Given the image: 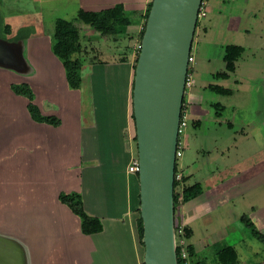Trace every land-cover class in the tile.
Returning <instances> with one entry per match:
<instances>
[{
    "label": "crops",
    "instance_id": "1",
    "mask_svg": "<svg viewBox=\"0 0 264 264\" xmlns=\"http://www.w3.org/2000/svg\"><path fill=\"white\" fill-rule=\"evenodd\" d=\"M150 1L79 0L76 12H98L122 5L123 15L129 22L116 27L114 34L104 36L88 24L79 22L75 25L80 31V40L90 36L101 38V41L110 40L107 46L119 56L118 62L91 63L94 81L99 82V93H104L93 125L94 152L92 156L89 153L90 139L78 144L79 150L84 151L79 155L81 159L77 167L80 171L74 177V163L64 159L61 153L57 156L58 150L72 151L74 147L68 129L34 120L29 112L31 101L28 99L25 107L30 119H26V129L23 126L18 129L17 147L23 157L21 168L24 166L25 172H21L18 178L20 186L17 181H12L9 183L14 184L12 190L9 188L0 193V264H70L72 261L76 264L83 261L89 264H143L144 246L137 231L139 181L138 175L129 173L127 168L135 157L131 97L135 65L131 59ZM204 1L207 6L209 0ZM217 1H221L217 2L218 5L225 2ZM123 58L125 62L121 61ZM184 99L188 115L195 116L194 126L200 127L205 112L200 107L201 99L191 91ZM51 103L45 110L39 109L44 113H40L42 116L52 117V107L55 106ZM244 112L243 117L252 128L250 131L240 130L243 138L260 139L258 135L264 131V107L260 112ZM258 120L262 126H258ZM231 124L229 122L227 127L234 134L237 128ZM241 148L245 151L239 159H245L250 150L258 151V154L262 152L264 143L243 144ZM32 154L31 176L27 175L31 171L30 164L26 169L24 164ZM259 155L257 163L251 169L248 167L247 176L229 183L228 195L217 184H207L204 188L196 181L201 186L199 196L177 205L174 223L176 218L178 224L190 230V237L185 239L186 244L194 249L193 262L208 264L210 257L213 254L216 257L217 252L211 247L225 243L235 250L236 264H264V242L255 234L264 238V155ZM180 172L187 180L185 171ZM71 192L80 194L83 210L101 222L100 232L90 235L81 232L79 217L59 200L60 193ZM227 205L229 209L221 211ZM228 213L229 226L228 222H217L221 215ZM243 217L252 226L247 225ZM254 240H260L262 245ZM244 245L251 248L248 253L243 252Z\"/></svg>",
    "mask_w": 264,
    "mask_h": 264
},
{
    "label": "rangeland",
    "instance_id": "2",
    "mask_svg": "<svg viewBox=\"0 0 264 264\" xmlns=\"http://www.w3.org/2000/svg\"><path fill=\"white\" fill-rule=\"evenodd\" d=\"M217 2L221 1L209 0L205 7L206 15L197 22L193 37L190 68L194 86L190 91L199 96L200 107L205 112L200 127L194 126L195 116L188 115L185 132L179 136L185 144L182 156L176 160V171H185L188 176L186 185L196 181L201 182L204 188L207 184H217L228 195L229 185L246 175L248 167L251 169L257 163L259 154L264 155V149L259 154L250 150L249 159H239L245 151L241 148L243 144L264 143V131H260L258 140L252 136L243 138L240 132L242 128V132L252 128L243 117L244 111L260 112L264 107V0H225L219 5ZM78 3L79 0H0V49L3 51L0 59L10 62L4 46L9 47L13 56L12 64H0V193L9 188L12 190L14 184H9L12 181L19 185L20 173L25 172L24 166L21 168L23 157L17 151L18 129L27 125L29 115L25 105L29 102L25 94L16 92L15 88H22L23 92L28 90L32 95L31 103L38 110H45L51 103L49 100L52 101L55 108L52 107L51 116L58 121L57 125L68 129L74 143L72 151L58 150L57 156L61 153L64 159L74 163V177L80 171L77 167L81 159L79 155L84 151L79 150L78 144L85 143L88 138L91 156L94 152L93 125L104 93H99V82L94 81L91 63L118 62L119 56L107 46L110 40L101 41V38L92 36L91 39L81 38L80 53L70 56V59L81 61L78 84L74 87L69 84L63 61L53 52L55 22L63 19L78 25ZM140 42L138 38L135 43L131 59L134 65ZM226 45L241 46L243 52L235 61V71L230 77L216 80L212 75L225 71L222 56ZM209 84L228 89L230 93L212 91ZM42 111L39 114H44ZM229 122L234 129L237 128L234 134L229 132ZM258 126H262L259 120ZM133 150L137 157L135 141ZM33 162L32 154L24 164L25 169L30 164L31 171L27 175H33ZM224 203L227 204L226 201ZM227 208L229 205L221 211ZM228 218L229 213L221 215L217 222H228L229 226ZM176 223L178 219L175 218ZM174 234L177 235L176 232ZM254 241L262 245L260 240ZM224 246L225 243H219L211 248L218 250ZM246 248L249 247L244 245V253L251 249ZM70 264L76 263L72 261ZM82 264L89 263L83 261ZM208 264H218L214 254Z\"/></svg>",
    "mask_w": 264,
    "mask_h": 264
},
{
    "label": "water",
    "instance_id": "3",
    "mask_svg": "<svg viewBox=\"0 0 264 264\" xmlns=\"http://www.w3.org/2000/svg\"><path fill=\"white\" fill-rule=\"evenodd\" d=\"M201 3L152 0L135 64L132 112L143 264H178L173 207L175 153L188 58ZM4 47L10 62L0 59V64H12L10 49Z\"/></svg>",
    "mask_w": 264,
    "mask_h": 264
},
{
    "label": "trees",
    "instance_id": "4",
    "mask_svg": "<svg viewBox=\"0 0 264 264\" xmlns=\"http://www.w3.org/2000/svg\"><path fill=\"white\" fill-rule=\"evenodd\" d=\"M152 1V0H151ZM151 1L148 5L145 19L148 15ZM204 1V0H202ZM76 19L79 22L88 24L92 26L100 35H109L115 33L116 27H122L127 25L129 22L123 15V7L122 5H115L111 8L98 11V12H89L84 10H79L76 15ZM197 26V24H196ZM139 34V39L141 41L142 34ZM55 42L53 45V52L63 61V64L67 71V80L69 84L74 87L76 84H78V77L79 70L81 67V61L77 59H70V56L73 54H78L81 51L80 46V34L79 30L76 28V26L71 21L63 20V19H57L55 22ZM243 52V47L237 46V45H226L223 47V56L222 60L225 64V71L223 72H217L212 75L213 79L216 80H225L230 77V74L235 71V61L237 58L241 55ZM122 62H125L126 59H121ZM137 61V57H136ZM135 69V68H134ZM74 75H76L74 77ZM208 88L212 91H215L217 93L221 94H227L230 93V90L224 89L222 87L209 84ZM132 89H133V82H132ZM15 91L18 93H24L25 96L29 99V101L32 100L31 93L27 90L23 92L22 88H15ZM132 97V93H131ZM184 97L182 101V109L184 108ZM29 112L32 116V118L39 122H48L53 125H57L58 121L53 117H44L39 114V110L36 106H34L31 102L29 103ZM132 119H133V112H132ZM134 120V119H133ZM135 141V138H134ZM176 165H175V173L176 171ZM186 181V178H182V182H178L174 180V192H173V207L174 212L176 210L177 205L180 203H185L191 199L196 198L201 193V186L199 183H195L192 185H183ZM181 184L183 185L180 189ZM59 200L67 205L71 211L77 215L81 221V232L86 235L95 234L102 230L101 222L92 216H89L84 210L83 205L81 201L80 194L76 192L72 193H60L59 194ZM138 219H137V231H138V237L140 240V243H142V220L140 218V212L138 209ZM243 220L245 223L249 226H252L247 221L248 219L243 217ZM175 225V223H174ZM252 232L255 233V229L252 227ZM258 238H260L264 242V238L262 235L255 233ZM184 236L186 239L190 237V230L187 228H184ZM188 254L190 257L194 255V249L192 245L187 244L186 245ZM176 255H177V262L178 264H182L179 256H178V248H176ZM216 258L219 264H236L237 255L233 247L231 246H224L222 249H218L216 252ZM189 264H205L201 262H193L190 261Z\"/></svg>",
    "mask_w": 264,
    "mask_h": 264
},
{
    "label": "built area",
    "instance_id": "5",
    "mask_svg": "<svg viewBox=\"0 0 264 264\" xmlns=\"http://www.w3.org/2000/svg\"><path fill=\"white\" fill-rule=\"evenodd\" d=\"M205 1H202L199 11H198V19L197 22L204 18L206 15L205 12ZM144 26L142 27V29ZM193 62V57L191 55V52L189 54L188 58V69L186 73V78H185V86H184V96H187L188 93L190 92V89L194 86V78L192 74V69L190 68V64ZM188 125V111L187 109L184 108L181 109V114H180V119H179V125H178V141H177V147H176V153H175V159L180 158L182 156V149L184 147V142L183 140L179 139L180 135H183L185 132V129ZM127 171L131 174L138 175L139 171V165H138V159L137 157H133L128 165ZM183 174L180 171H177L174 175V180L178 182H182ZM182 185V184H181ZM177 233L175 236L174 234V239H175V248H178V256L182 264H189L191 261V257L188 254L187 248H186V239L184 236V227L183 225H180L176 223L174 225V233Z\"/></svg>",
    "mask_w": 264,
    "mask_h": 264
}]
</instances>
